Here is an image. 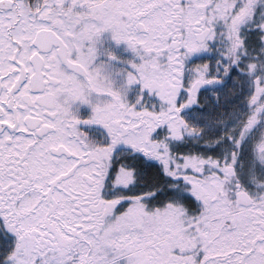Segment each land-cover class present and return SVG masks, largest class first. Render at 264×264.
I'll list each match as a JSON object with an SVG mask.
<instances>
[{
  "label": "snow or ice",
  "instance_id": "1",
  "mask_svg": "<svg viewBox=\"0 0 264 264\" xmlns=\"http://www.w3.org/2000/svg\"><path fill=\"white\" fill-rule=\"evenodd\" d=\"M0 264H264V0H0Z\"/></svg>",
  "mask_w": 264,
  "mask_h": 264
}]
</instances>
